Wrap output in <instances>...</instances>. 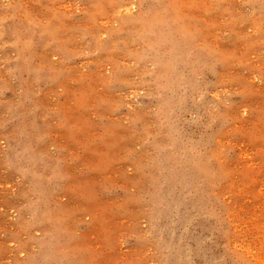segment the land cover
<instances>
[{
  "label": "rangeland",
  "instance_id": "1",
  "mask_svg": "<svg viewBox=\"0 0 264 264\" xmlns=\"http://www.w3.org/2000/svg\"><path fill=\"white\" fill-rule=\"evenodd\" d=\"M0 264H264V0H0Z\"/></svg>",
  "mask_w": 264,
  "mask_h": 264
}]
</instances>
